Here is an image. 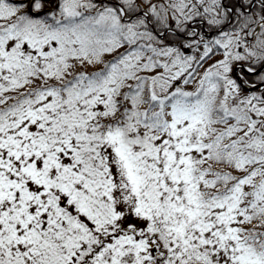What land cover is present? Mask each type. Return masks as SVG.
<instances>
[{"label": "snow or ice", "instance_id": "1", "mask_svg": "<svg viewBox=\"0 0 264 264\" xmlns=\"http://www.w3.org/2000/svg\"><path fill=\"white\" fill-rule=\"evenodd\" d=\"M0 264H264V0H0Z\"/></svg>", "mask_w": 264, "mask_h": 264}]
</instances>
